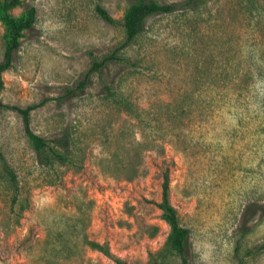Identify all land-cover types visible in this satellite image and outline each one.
<instances>
[{
  "label": "rangeland",
  "instance_id": "rangeland-1",
  "mask_svg": "<svg viewBox=\"0 0 264 264\" xmlns=\"http://www.w3.org/2000/svg\"><path fill=\"white\" fill-rule=\"evenodd\" d=\"M254 2L152 17L123 50L128 0L12 11L34 7L36 23L2 74L0 104H42L31 130L65 134L73 163L40 165L21 117L0 107V148L18 177L17 193L0 181V264H181L158 208L165 171L188 264H264V0ZM112 54L133 64L106 70L110 97L89 72ZM88 74L82 95L65 98Z\"/></svg>",
  "mask_w": 264,
  "mask_h": 264
},
{
  "label": "trees",
  "instance_id": "trees-1",
  "mask_svg": "<svg viewBox=\"0 0 264 264\" xmlns=\"http://www.w3.org/2000/svg\"><path fill=\"white\" fill-rule=\"evenodd\" d=\"M129 5L122 20L124 31V42L120 49H128L137 38L143 34L147 21L159 15H171L175 13H195L206 2L210 0H180L175 3H159L156 0H128ZM23 0H0V24L3 27V60L0 62V91L3 89L2 74L11 68L13 56L19 49L21 40L26 31L31 30L36 23V9L29 7L20 16L15 17L12 11L22 5ZM247 10L255 11L254 0H242ZM97 15L107 24L114 25L115 20L108 12L100 6L96 7ZM131 60L112 54L101 62H94L89 73H96L98 83L103 94L114 96L112 85L108 82L106 70L118 65H132ZM89 74L76 84L74 89L64 91L65 98H75L89 87ZM42 104H33L25 108L17 106H2L8 110L15 111L22 119L25 136L32 150L35 152L40 165L52 166L53 164H72L70 154V140L65 134H59L52 140L45 139L35 134L30 127V115ZM0 181L7 184L15 193L18 190V177L14 169L8 163L0 148ZM170 179L168 171L162 174L161 201L158 208L162 213V219L170 227V234L166 242V249L180 259L181 264H188L190 255V232L180 224L174 207L170 204ZM95 247V246H94ZM264 248V246H263ZM100 249V248H99ZM110 256L109 252H105ZM152 264L159 263L152 256ZM116 264H127L115 259Z\"/></svg>",
  "mask_w": 264,
  "mask_h": 264
}]
</instances>
